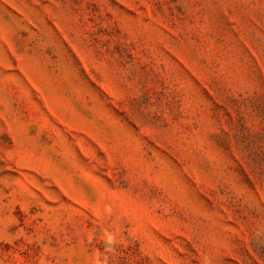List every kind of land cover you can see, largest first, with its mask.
Segmentation results:
<instances>
[{
	"label": "rangeland",
	"instance_id": "rangeland-1",
	"mask_svg": "<svg viewBox=\"0 0 264 264\" xmlns=\"http://www.w3.org/2000/svg\"><path fill=\"white\" fill-rule=\"evenodd\" d=\"M0 264H264V0H0Z\"/></svg>",
	"mask_w": 264,
	"mask_h": 264
}]
</instances>
